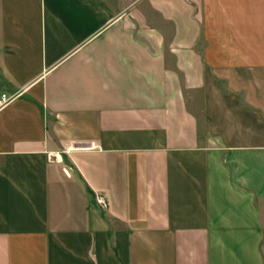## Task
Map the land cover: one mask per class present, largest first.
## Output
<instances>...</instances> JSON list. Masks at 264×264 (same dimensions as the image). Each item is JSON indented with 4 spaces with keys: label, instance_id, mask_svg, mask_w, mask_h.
<instances>
[{
    "label": "crops",
    "instance_id": "crops-1",
    "mask_svg": "<svg viewBox=\"0 0 264 264\" xmlns=\"http://www.w3.org/2000/svg\"><path fill=\"white\" fill-rule=\"evenodd\" d=\"M2 94L0 264H264V0H0Z\"/></svg>",
    "mask_w": 264,
    "mask_h": 264
},
{
    "label": "built area",
    "instance_id": "built-area-1",
    "mask_svg": "<svg viewBox=\"0 0 264 264\" xmlns=\"http://www.w3.org/2000/svg\"><path fill=\"white\" fill-rule=\"evenodd\" d=\"M13 97L14 95L7 96L6 94H2L0 97V107L11 101ZM95 201L100 207L108 208L109 203L104 193H96Z\"/></svg>",
    "mask_w": 264,
    "mask_h": 264
},
{
    "label": "rangeland",
    "instance_id": "rangeland-1",
    "mask_svg": "<svg viewBox=\"0 0 264 264\" xmlns=\"http://www.w3.org/2000/svg\"><path fill=\"white\" fill-rule=\"evenodd\" d=\"M197 109V108H196ZM197 111H199L198 109H197Z\"/></svg>",
    "mask_w": 264,
    "mask_h": 264
}]
</instances>
